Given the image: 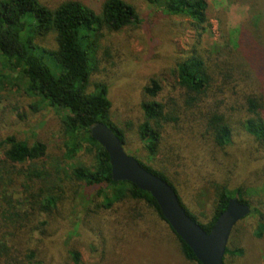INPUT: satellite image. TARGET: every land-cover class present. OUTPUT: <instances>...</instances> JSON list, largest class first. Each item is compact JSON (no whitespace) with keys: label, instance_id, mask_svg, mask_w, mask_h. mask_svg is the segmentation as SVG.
I'll list each match as a JSON object with an SVG mask.
<instances>
[{"label":"trees","instance_id":"trees-1","mask_svg":"<svg viewBox=\"0 0 264 264\" xmlns=\"http://www.w3.org/2000/svg\"><path fill=\"white\" fill-rule=\"evenodd\" d=\"M143 1L188 18L195 40L172 67V83L150 77L136 116L119 121L101 39L106 30L139 23L135 6L128 0H0V75L24 81L32 113L56 111L69 163L64 171L49 158L42 138L0 134V264H201L148 192L112 180L109 156L90 136L96 122L164 179L206 232L236 198L250 208L244 218L256 215L254 233L263 236L264 215L247 193L250 184L233 176L235 153L251 167L264 165V0H229L248 5L249 15L236 39L221 30L225 38L216 45L204 40L212 12L207 0ZM215 16L221 22L226 14ZM47 37L53 46L44 45ZM190 186L207 193L198 213ZM240 222L224 264L243 252L231 248ZM80 246L92 260H82Z\"/></svg>","mask_w":264,"mask_h":264},{"label":"rangeland","instance_id":"rangeland-1","mask_svg":"<svg viewBox=\"0 0 264 264\" xmlns=\"http://www.w3.org/2000/svg\"><path fill=\"white\" fill-rule=\"evenodd\" d=\"M128 1L137 9L140 22L118 31L106 30L101 39L107 53L103 65L111 84L113 113L119 121L123 116H136L143 86L148 83L150 77L162 76L164 84L172 83V67L195 40V28L188 18L168 14L156 6H148L143 0ZM207 1L212 12L204 40L209 45H216L225 38L226 32L236 39L241 22L248 18V5H242L240 2L230 3L229 0ZM222 9L226 17L220 22L215 16V11ZM50 41L47 37V41L43 43L48 47L53 46L54 43ZM44 62L53 69L52 62L47 57ZM32 100L33 97L25 92L24 81L0 75V134L14 132L30 139H44L48 145L49 158L56 160L57 164H62L63 170L66 171L69 163L64 157V138L57 128L58 115L50 107L32 113L29 108ZM15 107L18 109L12 110ZM21 113L27 116L20 118ZM129 152L133 153L131 150ZM235 154L237 176H233V179L236 182L245 180L250 184L247 193L257 201L256 205L264 215V172L261 171L264 165L251 167L245 160H239V155ZM186 191L192 196V209L198 213L200 207L207 203V193L199 194L192 186ZM13 192L14 196L21 200L19 189H14ZM255 216L254 214L239 221L231 248L240 247L243 252L235 256L233 264H264V234L260 238L254 233L257 227ZM80 252L84 262L93 259L85 246H80Z\"/></svg>","mask_w":264,"mask_h":264},{"label":"water","instance_id":"water-1","mask_svg":"<svg viewBox=\"0 0 264 264\" xmlns=\"http://www.w3.org/2000/svg\"><path fill=\"white\" fill-rule=\"evenodd\" d=\"M90 136L107 152L111 178L128 181L148 192L157 202L172 230L191 248L201 264H224L223 257L235 225L250 212L248 205L229 199L209 232L195 222L181 206L174 189L162 178L149 172L127 152L114 131L103 122L90 127Z\"/></svg>","mask_w":264,"mask_h":264}]
</instances>
